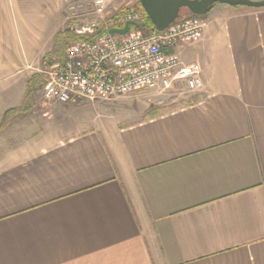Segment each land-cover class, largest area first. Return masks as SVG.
Wrapping results in <instances>:
<instances>
[{
  "label": "crops",
  "instance_id": "0c3cea01",
  "mask_svg": "<svg viewBox=\"0 0 264 264\" xmlns=\"http://www.w3.org/2000/svg\"><path fill=\"white\" fill-rule=\"evenodd\" d=\"M60 1L56 15L74 0ZM10 15L0 0V124L36 74L5 49ZM203 17L172 50L200 64L199 90L133 91L148 102L82 121L73 105L55 120L39 87L9 113L0 264H264V7Z\"/></svg>",
  "mask_w": 264,
  "mask_h": 264
},
{
  "label": "built area",
  "instance_id": "2783aa9c",
  "mask_svg": "<svg viewBox=\"0 0 264 264\" xmlns=\"http://www.w3.org/2000/svg\"><path fill=\"white\" fill-rule=\"evenodd\" d=\"M90 5L91 16L77 18L67 29L83 38L68 44L63 60L53 59L43 71L45 102L101 101L142 89L203 87L200 64L185 62L172 50L201 37L207 24L204 17L179 18L162 33L130 26L125 34H110L109 29L122 28L126 21L142 23V14L114 0H91ZM119 8H124L123 14L113 18Z\"/></svg>",
  "mask_w": 264,
  "mask_h": 264
},
{
  "label": "rangeland",
  "instance_id": "374dc122",
  "mask_svg": "<svg viewBox=\"0 0 264 264\" xmlns=\"http://www.w3.org/2000/svg\"><path fill=\"white\" fill-rule=\"evenodd\" d=\"M116 5L126 3L135 7L138 0H114ZM60 0H6L10 7L11 19L14 21L15 31L3 33L6 41L5 49L10 55H14L9 49L8 41L16 40L21 59V69L25 73H37L40 76V88H43L45 74L43 71L50 66L53 59L58 58L52 53L53 37L57 31L68 29L69 24L77 18L85 19L91 16V0H74L67 2L63 8H60V14L56 15ZM220 4L215 3L212 7L217 8ZM210 10V11H211ZM209 11V12H210ZM181 16H188L186 8L180 10ZM26 27L28 30L23 32ZM43 27L42 29H40ZM45 28V29H44ZM142 27L141 30H144ZM2 38V32H0ZM3 39V38H2ZM29 65V67H27ZM135 92V91H134ZM176 95H168L158 98L155 101H170L175 99ZM143 94L127 93L115 95L110 99L101 101H80L78 103L61 104L58 103L54 119L64 113L63 108L70 105L77 106V117L82 121L91 120L96 114H114L118 110H123L126 105L148 102ZM50 104L45 103V108ZM106 116V115H105ZM103 115L102 118L105 117ZM101 120V119H100Z\"/></svg>",
  "mask_w": 264,
  "mask_h": 264
},
{
  "label": "water",
  "instance_id": "95a60500",
  "mask_svg": "<svg viewBox=\"0 0 264 264\" xmlns=\"http://www.w3.org/2000/svg\"><path fill=\"white\" fill-rule=\"evenodd\" d=\"M147 17L157 33H162L171 23L181 16L180 10L186 8L188 14L205 16L215 3L229 6L264 7V0H138ZM130 26H144V23L126 21L122 28H111L110 34H125L130 30Z\"/></svg>",
  "mask_w": 264,
  "mask_h": 264
},
{
  "label": "trees",
  "instance_id": "16d2710c",
  "mask_svg": "<svg viewBox=\"0 0 264 264\" xmlns=\"http://www.w3.org/2000/svg\"><path fill=\"white\" fill-rule=\"evenodd\" d=\"M136 10H138L142 14V23H144L145 28L152 29L153 25L149 18L147 17L146 13L144 12L143 8L141 7L140 3L137 2L136 6L134 7ZM124 8H119L115 14L113 15V18L121 16L123 14ZM136 27H131L132 30H134ZM83 37L76 36L70 33L67 29L57 31V33L54 34L53 37V49L52 53L58 58L59 61H62L64 58V50L66 46L70 43L76 42ZM41 84L40 76L36 73L33 74L26 82V93H25V101L23 106L19 108L10 109L5 112L3 116L2 123L0 124V129L2 128L3 124L9 119V113H17L19 111L27 110L28 106L27 103L29 101L30 95L32 94V91H34L36 88H39Z\"/></svg>",
  "mask_w": 264,
  "mask_h": 264
}]
</instances>
